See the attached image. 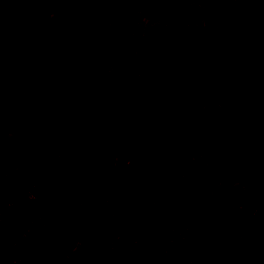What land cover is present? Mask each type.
I'll return each mask as SVG.
<instances>
[{"label": "rangeland", "instance_id": "obj_1", "mask_svg": "<svg viewBox=\"0 0 264 264\" xmlns=\"http://www.w3.org/2000/svg\"><path fill=\"white\" fill-rule=\"evenodd\" d=\"M75 1L17 0L15 5L17 11L26 12L39 23L62 32L66 29L64 32L70 36L67 38H73L78 18L81 19L78 14L80 10L75 6L66 21L60 11L63 9L62 4L76 5ZM138 1L139 7L134 11L122 6L118 9L108 6L97 8L96 18L100 25L98 34L93 38L94 54L99 58L101 73H106L104 77L96 76V80L113 101L108 104L104 100L101 102L99 96L98 102L92 104L98 112H104L110 117L111 133L116 138L112 144H108L109 147L106 146L109 150L115 149L122 158L133 159V156L139 155L157 162H154L149 175L137 188L129 184L116 186L104 178V174L117 169H114L117 157L113 154L104 153L94 165L86 169L80 165L76 171L83 176L81 186L70 205L63 210L64 215L60 221L52 227L54 236H59L58 245L62 244L61 255L54 259V241L49 240L51 233L41 230L50 224L53 207L50 204H35L42 197L31 194L32 184L21 193L15 191L16 187L13 186L5 164L9 161L13 165L15 162L13 146L19 144L18 134L24 138L27 147L39 146L51 162L58 160L59 151L74 136L64 128L54 130L49 125L50 120L44 119L39 111L44 99H41L38 84L33 85L35 80L32 79L33 82H28L24 88L25 95H17L25 100L22 104L26 111L25 117L19 118V111L0 112V264H181L182 261L184 264H199L200 256L195 253L197 250L203 251L208 242L200 224L204 216L215 218L223 227L237 226L241 229L233 240L217 242L218 252L222 255L219 264H264L263 254H246L237 246L251 215L264 207V154L261 145L258 144L257 149L253 150L234 151L230 165L222 163L218 166L219 158L216 157L221 147H247L255 126H250V122L243 126L232 124L237 119L233 118L237 111L229 103L219 101L215 95L205 97L194 109L192 114L206 125L209 124L212 111L219 113L221 118L214 125L219 131L208 136L212 137L209 142L201 140L195 147L186 150L187 156L192 155L195 161L183 164L182 170L183 167L190 168L189 164L204 166L213 163V168L219 169L208 172L207 179L195 183L193 188L205 194H213L220 188L229 193L218 195L213 205L196 212L190 210L184 200V192L178 190L180 164L178 168L170 167L182 124L175 121L174 114L170 115V110L161 99L152 96L148 122L144 123L147 127L137 126L139 123L133 119L130 121L131 114L125 106L119 105L121 96H128L129 92L136 98H140L141 93L143 98L147 95L144 90L140 92V86L133 85L134 79H139L140 85H146L153 80L161 82L166 78L174 68L175 59L182 54L184 43L189 42L190 36L201 25V19L207 17L206 14L199 16L195 11L202 9L211 0ZM254 1L241 0V4H238V0H218L213 6L216 12L229 13L228 20L236 21L241 15L253 16ZM83 5L85 9L88 6ZM87 70L86 73L90 74L91 69ZM261 73H264V67ZM46 77L56 82L57 78L52 75ZM132 116L139 119L134 113ZM41 122L47 127H41ZM37 129H40L39 135H33ZM105 137L106 134H103ZM164 151L168 154L160 161L159 156ZM3 153L9 158L5 160ZM183 180L191 182L185 178ZM6 183L10 186L7 187ZM182 186L189 190V186ZM123 188L129 192L128 201L122 200ZM255 190H258L256 196ZM8 199H12L11 203ZM142 206L159 214L151 226L142 225L144 219L139 210ZM248 208L245 223H241ZM57 215L61 216L59 212ZM92 227L95 236L91 232ZM41 232H46L43 234L45 243L42 240L39 242ZM90 239L97 251L92 246L90 248ZM180 244L185 247L181 249L186 255L183 260L178 257V248L173 249ZM170 248L177 252L175 256L171 257ZM142 250L148 254L136 255Z\"/></svg>", "mask_w": 264, "mask_h": 264}, {"label": "trees", "instance_id": "obj_2", "mask_svg": "<svg viewBox=\"0 0 264 264\" xmlns=\"http://www.w3.org/2000/svg\"><path fill=\"white\" fill-rule=\"evenodd\" d=\"M16 1L0 0V112L19 111L17 116L24 118L26 111L22 104L25 100L18 98L17 95L24 96L25 86L28 82L32 83L34 79L33 85L38 84V94L41 95V99H44L39 106L44 119L50 120L49 125L54 130L64 128L74 134L70 142L59 151L58 160L52 162L39 146L27 147L24 138L18 134L19 144L13 146L16 157L11 156L15 162L13 165L8 160L5 163L6 170H9L8 175L13 180V186L16 187L15 191L21 193L29 184H32L31 194L42 197V200H36L35 204L45 206L50 204L53 207L50 224L41 230L50 231L49 240L54 241L52 254L56 259L62 253V244L58 245L59 236H54L52 227L60 221L64 215L63 210L70 205L74 194L81 186L83 176L76 171L80 165H84L86 169L94 165L104 153L113 154L117 157L114 164V169H117L104 174V178L116 186L129 184L137 188L149 175L154 162H157L139 155L133 156V159L122 158L117 155L115 149L109 150L108 144H112L116 138L111 133L110 117L104 112H98L92 104L98 102L99 96H101V102L104 100L108 104L113 101V98L103 92V87L96 80V76L104 77L106 73H101L99 58L94 54L93 38L98 34L100 25L96 18L97 8L108 6L118 9L122 6L127 9L132 8L134 11L139 7V1L76 0V5L62 4L63 9L60 13L65 15L64 21L72 15L69 12L74 11L75 6L80 10L78 14L81 19L78 18L73 38H67L70 36L64 32L66 29L62 32L48 27L26 12L17 11ZM217 1L211 0L202 9L195 11L197 15L206 14L207 17L201 19V25L190 36L189 42L184 43L181 49L182 54L177 56L173 63L174 68L166 78L164 77L161 82L153 80L146 85H140V80L134 79L133 85L140 86V92L144 90L147 95L143 98L141 93L140 98H136L129 92L128 96L124 94L119 100V105L125 106L131 114L130 121L133 119L139 123L137 126L147 127L144 123L148 122L151 96L161 99L170 110V115L174 114L175 121L182 124L170 167L178 168L180 164L177 187L179 191L184 192L183 197L190 206V210L196 212L206 210L213 205L218 195L229 194L224 188L215 190L213 194L201 193L193 188L195 183L207 179L208 172L219 169L218 167L214 169L213 163L204 166L189 164L191 172L187 167H183L182 170L183 164L195 161L192 155L187 156L186 150L192 146L195 147L201 140L209 142L212 137L208 136L219 131L214 126L221 118L219 113L211 112L208 125L192 114L202 99L215 95L219 101L229 103L237 111V115L233 118L239 120L235 119L232 124L243 126L244 123L250 122V126H255L254 133L249 136L251 142L247 147L233 146L232 149L221 147L218 150L216 155L219 158L218 166L222 163L230 165L229 161L234 157V151L257 149L258 144L261 145L260 149L264 154V113H262L264 73H261L264 67V40L262 39L264 0L254 1L256 4L252 6L253 16L241 15L236 21L227 19L230 16L229 13L215 11L213 4ZM83 4L88 5L86 9ZM238 4H241V0H238ZM223 22H226L225 25L220 26ZM84 67L91 69L90 74L86 73ZM48 75L57 78L56 82L50 81L46 77ZM57 82L59 84H56ZM246 101L249 102L246 103ZM133 113L139 119L132 118ZM44 126L47 127L41 122V127ZM39 131L40 129L33 131V135H37ZM103 134H106L105 138ZM167 154L164 151L159 156L160 161ZM3 157L5 160L9 158L5 153ZM58 165L59 168H57ZM183 178L191 182L186 183ZM181 184L189 186V190H185L184 186L180 187ZM6 186L10 185L6 183ZM122 194L124 196L122 200L128 201L126 200L129 195L127 188H123ZM257 194L258 190H255V196ZM8 201L11 203L12 199ZM249 208L240 220L241 223H245L244 218H247ZM139 210L144 219L143 226H151L155 223L158 213L148 211L143 206ZM57 212L61 216H58ZM250 218L240 234L237 246L243 253L264 256V207L259 208ZM200 224L208 242L203 251L197 250L195 253L196 256H200L199 264H219L222 255L218 252L217 242L225 239L233 240L241 229L237 226L223 227L215 218L208 216H204ZM46 232H41L38 237L39 242L42 240L45 243L46 238L43 234ZM91 232L95 236L94 227ZM91 246L94 251H97L92 240L90 248ZM177 248L178 257L183 260L186 255L181 249L185 247L180 244L173 249ZM83 249L88 251L86 247ZM98 249H101V246H98ZM173 249H169L171 257L177 253ZM139 254L146 255L148 252L142 250L136 253V255ZM181 264H184V261Z\"/></svg>", "mask_w": 264, "mask_h": 264}]
</instances>
